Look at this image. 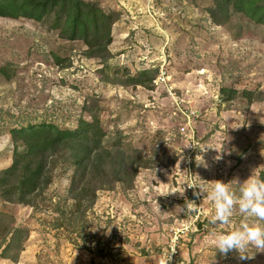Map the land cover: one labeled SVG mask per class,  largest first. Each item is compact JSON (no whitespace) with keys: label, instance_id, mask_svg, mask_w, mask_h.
<instances>
[{"label":"rangeland","instance_id":"374dc122","mask_svg":"<svg viewBox=\"0 0 264 264\" xmlns=\"http://www.w3.org/2000/svg\"><path fill=\"white\" fill-rule=\"evenodd\" d=\"M91 1L118 15L105 60L88 57L81 41L59 38L48 21L0 16V169L12 162L10 129L46 121L74 129L90 118V97L106 142L120 139L151 164L139 168L132 187L109 182L77 213L68 197L73 167L59 156L33 206L0 202L28 229L18 257L0 249V264H156L174 237L184 264H264V252L245 261L215 252L214 206L187 189L221 180L239 195L252 175L264 179V100H227L220 92L264 90V25L232 11L229 22L216 24L213 0ZM144 69L155 76L150 86L129 81ZM183 188V195L169 193ZM241 219L234 215L226 227Z\"/></svg>","mask_w":264,"mask_h":264},{"label":"trees","instance_id":"16d2710c","mask_svg":"<svg viewBox=\"0 0 264 264\" xmlns=\"http://www.w3.org/2000/svg\"><path fill=\"white\" fill-rule=\"evenodd\" d=\"M230 11L241 12L264 25V0H213L208 10L216 24L229 22ZM0 16L37 23L48 21L49 28L58 31L59 38L81 41L87 47L88 57L102 60L110 54L111 30L118 19L116 13L104 10L91 0H0ZM53 56L57 63L61 62L56 54ZM151 74L152 70L144 69L129 81L147 87L155 78ZM220 92L227 100L238 96L248 103L264 100V90L259 88H243L239 92L221 86ZM90 99L92 103L87 101L84 106L90 118L80 117L74 129L61 128L49 121L10 129L12 162L0 169V202L33 206L50 186L52 171L61 155L67 156L73 167L68 197L74 202V212L84 210L109 182H122L132 187L139 168L149 167L151 163L141 150L131 151L120 139L112 144L106 142L108 133L99 121L98 100ZM27 237L26 227L16 226L13 216L0 211L2 256L16 259ZM12 249L16 251L13 256L8 254Z\"/></svg>","mask_w":264,"mask_h":264},{"label":"clouds","instance_id":"9594fccd","mask_svg":"<svg viewBox=\"0 0 264 264\" xmlns=\"http://www.w3.org/2000/svg\"><path fill=\"white\" fill-rule=\"evenodd\" d=\"M195 159L198 165L203 163L208 167L202 156L197 155ZM214 159L219 161L221 156L217 155ZM187 185L189 188L199 189L195 194L211 201L214 206L209 223L216 228L211 233L215 252L218 251L222 257L235 252L240 261L254 259L256 252H264V179L252 175L239 185V195L232 190L231 182L225 183L221 180ZM177 192L183 195L184 188L169 193ZM236 214L242 217L239 226L227 228L226 226L233 223V216ZM250 249L255 251L249 254ZM175 250L176 246L170 245L169 251L158 256L156 264H171Z\"/></svg>","mask_w":264,"mask_h":264},{"label":"built area","instance_id":"2783aa9c","mask_svg":"<svg viewBox=\"0 0 264 264\" xmlns=\"http://www.w3.org/2000/svg\"><path fill=\"white\" fill-rule=\"evenodd\" d=\"M187 189H188L189 193H190L191 190L192 191L195 190L194 188H189L188 185H187ZM173 244L176 246V250L172 254L171 264H184L183 262H179L178 261L179 245H178V238L177 237L171 238L169 243H167L166 246L163 247V249L161 250V253L164 252V251H169L170 250V245H173Z\"/></svg>","mask_w":264,"mask_h":264}]
</instances>
